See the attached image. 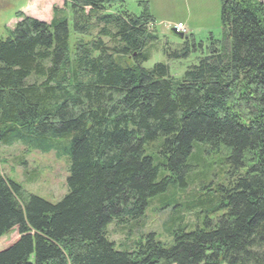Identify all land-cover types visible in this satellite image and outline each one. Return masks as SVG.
<instances>
[{
	"label": "trees",
	"instance_id": "trees-1",
	"mask_svg": "<svg viewBox=\"0 0 264 264\" xmlns=\"http://www.w3.org/2000/svg\"><path fill=\"white\" fill-rule=\"evenodd\" d=\"M219 5L220 39L166 53H201L180 80L166 64L142 67L156 40L146 6L65 0L49 23L17 13L0 38V145L67 157V193L51 204L0 175V238L13 233L0 264H264V4ZM196 145L229 153L227 184L208 195L196 182L173 204L202 224L186 231L177 217L170 245L149 233L116 250L112 220L136 222L169 187L188 188Z\"/></svg>",
	"mask_w": 264,
	"mask_h": 264
},
{
	"label": "rangeland",
	"instance_id": "rangeland-1",
	"mask_svg": "<svg viewBox=\"0 0 264 264\" xmlns=\"http://www.w3.org/2000/svg\"><path fill=\"white\" fill-rule=\"evenodd\" d=\"M120 1L123 3L124 10L135 15H139L146 6L153 20L148 22L146 30L155 35L156 40L147 45L145 50L149 56L148 61L142 64L145 69H151L157 63L166 64L170 76L180 80L190 66L197 64V58L201 54L199 51L192 52L186 59L167 58L166 53L168 51L171 54L183 44L171 30L178 24H181L183 28L185 27L184 34H187L188 38L191 37L196 43L203 45L202 52H205L210 37L216 40L221 37L218 0ZM2 4L4 9L9 8V5L15 7L24 5L27 10L32 9L33 6L34 8L37 7V11L42 10L39 0H3ZM56 4L61 6L62 0H57ZM151 26L154 30L151 29ZM69 30V48L70 55H72V45L76 36L72 33L71 27ZM2 36V29L0 28V37ZM128 58L117 60L121 65H130L132 60L130 57ZM156 146V144L151 146L152 152L156 151ZM228 154L225 149H221L219 152L205 155L203 146L196 145L189 160V164L194 167L193 173L190 175L191 186L187 181L188 188L185 190L176 185L172 188L169 187L166 193L149 201L143 216L136 222L117 223L112 220L106 229L109 242H112L118 251H128L134 247L139 239L149 233H154L157 240L165 245H170L172 237L169 231L172 230L170 227L177 229V217L182 218V221L189 226L185 227L186 231L194 229L197 224L201 225L203 220L196 223L194 213L182 212L183 208L180 205L192 198L193 191H196L198 187L196 182L208 187L207 191L209 192H201V194L208 195L211 194V191H215L217 186L227 184L229 177L225 175V171L228 168L224 161ZM67 166L68 158L60 157L54 152L41 153L25 148L18 143L9 147L0 145V175L8 177L19 185L24 195H32L51 204L58 203L67 193ZM162 170V167L159 168L158 179L165 173ZM245 171L246 168L242 169L240 173L243 174ZM176 199L180 201V205L174 206ZM12 235L13 233L0 238V250L5 248Z\"/></svg>",
	"mask_w": 264,
	"mask_h": 264
},
{
	"label": "crops",
	"instance_id": "crops-1",
	"mask_svg": "<svg viewBox=\"0 0 264 264\" xmlns=\"http://www.w3.org/2000/svg\"><path fill=\"white\" fill-rule=\"evenodd\" d=\"M65 0H62V4H64ZM40 8L42 10L37 11V7L33 6L32 9L27 10L26 6H10L7 9H4L2 6L3 0H0V28L2 29L3 36L0 38L6 37V31L13 29L14 25L19 21L17 18V13H22L24 16L31 17L37 19L39 21H46L45 23H49L52 19V9L57 7V0H39ZM61 4V6H62ZM59 7V6H58Z\"/></svg>",
	"mask_w": 264,
	"mask_h": 264
},
{
	"label": "built area",
	"instance_id": "built-area-1",
	"mask_svg": "<svg viewBox=\"0 0 264 264\" xmlns=\"http://www.w3.org/2000/svg\"><path fill=\"white\" fill-rule=\"evenodd\" d=\"M176 31L177 32H183L184 33V28L182 27L181 24H178L176 27H175Z\"/></svg>",
	"mask_w": 264,
	"mask_h": 264
},
{
	"label": "bare ground",
	"instance_id": "bare-ground-1",
	"mask_svg": "<svg viewBox=\"0 0 264 264\" xmlns=\"http://www.w3.org/2000/svg\"><path fill=\"white\" fill-rule=\"evenodd\" d=\"M218 1H219V0H218ZM259 1L262 2V4H264V1H263V0H259ZM62 7H63V4H62V6H59V7L57 6V7H54V8H62ZM54 8H53V9H54ZM53 9H52V11H53ZM18 20H19V19H18Z\"/></svg>",
	"mask_w": 264,
	"mask_h": 264
},
{
	"label": "water",
	"instance_id": "water-1",
	"mask_svg": "<svg viewBox=\"0 0 264 264\" xmlns=\"http://www.w3.org/2000/svg\"><path fill=\"white\" fill-rule=\"evenodd\" d=\"M179 39H183L182 35H178Z\"/></svg>",
	"mask_w": 264,
	"mask_h": 264
}]
</instances>
